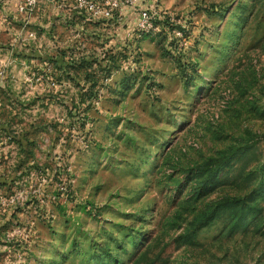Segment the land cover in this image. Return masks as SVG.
Here are the masks:
<instances>
[{
	"label": "rangeland",
	"instance_id": "1",
	"mask_svg": "<svg viewBox=\"0 0 264 264\" xmlns=\"http://www.w3.org/2000/svg\"><path fill=\"white\" fill-rule=\"evenodd\" d=\"M22 2L0 0V264H264V0H161L147 36Z\"/></svg>",
	"mask_w": 264,
	"mask_h": 264
},
{
	"label": "built area",
	"instance_id": "2",
	"mask_svg": "<svg viewBox=\"0 0 264 264\" xmlns=\"http://www.w3.org/2000/svg\"><path fill=\"white\" fill-rule=\"evenodd\" d=\"M40 0H23L18 5V12L29 15L39 4ZM161 0H75V5L86 17L94 21L112 20L115 13L129 10L137 13L136 30L140 36L159 32L157 25L162 20ZM174 22V19L171 18ZM180 35V33H178Z\"/></svg>",
	"mask_w": 264,
	"mask_h": 264
},
{
	"label": "crops",
	"instance_id": "3",
	"mask_svg": "<svg viewBox=\"0 0 264 264\" xmlns=\"http://www.w3.org/2000/svg\"><path fill=\"white\" fill-rule=\"evenodd\" d=\"M65 5H67V4H65ZM69 5V4H68Z\"/></svg>",
	"mask_w": 264,
	"mask_h": 264
}]
</instances>
